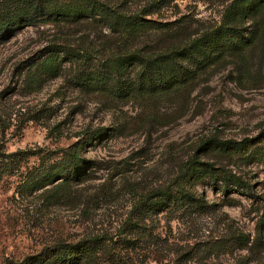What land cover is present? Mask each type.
Segmentation results:
<instances>
[{"label":"trees","instance_id":"1","mask_svg":"<svg viewBox=\"0 0 264 264\" xmlns=\"http://www.w3.org/2000/svg\"><path fill=\"white\" fill-rule=\"evenodd\" d=\"M166 4V0H149L139 7L128 0H0V38L41 21L66 27L64 38L34 66L54 75L68 66L75 86L107 108L128 101L183 100L184 90L201 72L227 62L232 54L234 69L240 74L247 70V49L260 33L259 23L248 17L264 10V0H231L221 17L212 21L186 14L170 20L150 16ZM233 16L239 17L238 23ZM126 126L124 120L118 127L87 126L75 132L77 138L70 144L58 148L0 150V179L16 175L21 193L39 191L37 196L47 203L78 210L85 221L96 205L111 194L117 196L127 183L118 164L110 165L102 181L92 183L96 162L86 150L110 131ZM248 140L204 137L178 163L173 178L136 196L115 231L91 227L93 223L76 237L55 235L6 264H186L201 252L232 257L229 261L224 257L220 264H264V196L259 198L252 232L228 224V232L198 248L186 223L216 209L196 185L206 175L216 178L212 173L219 168L200 159L199 153L228 151ZM231 176L235 174L218 185L221 191H227L229 184L250 189L242 178Z\"/></svg>","mask_w":264,"mask_h":264},{"label":"rangeland","instance_id":"2","mask_svg":"<svg viewBox=\"0 0 264 264\" xmlns=\"http://www.w3.org/2000/svg\"><path fill=\"white\" fill-rule=\"evenodd\" d=\"M148 1L128 0L138 7ZM166 1L150 16L170 20L186 14L199 21L218 20L231 0ZM248 19L259 23L260 33L247 49V70L240 74L234 69L231 61L236 55L232 54L227 62L201 72L184 90L183 100L128 101L116 108H107L81 92L69 77L68 66L57 75L34 66L50 46L64 38L66 27L41 21L19 26L0 38L1 151L58 148L70 144L77 138L75 132L87 126L118 127L122 120L127 122L122 131H110L86 150L96 162L92 183L102 181L115 164L127 178L117 196L111 194L95 206L91 219L81 221L78 210L47 203L37 196L39 191L21 193L16 175L0 179V264L33 252L55 235L76 237L93 223L91 227L115 231L136 196L173 178L178 163L210 135L249 140L228 151L199 153L200 159L219 168L212 173L216 178L206 175L196 185L216 209L187 219L195 236L191 240L198 241V248L206 247L212 238L228 232V224L252 232L259 198L264 196V10ZM232 20L238 23L239 17ZM230 174L249 183L250 189L229 184L227 191H221L218 185ZM224 257L232 258L201 252L186 264H220Z\"/></svg>","mask_w":264,"mask_h":264}]
</instances>
